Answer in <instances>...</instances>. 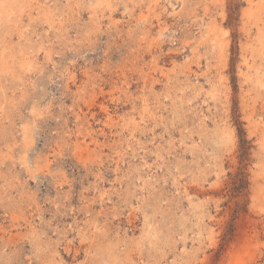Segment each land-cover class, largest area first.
I'll return each instance as SVG.
<instances>
[{
    "label": "rangeland",
    "instance_id": "rangeland-1",
    "mask_svg": "<svg viewBox=\"0 0 264 264\" xmlns=\"http://www.w3.org/2000/svg\"><path fill=\"white\" fill-rule=\"evenodd\" d=\"M0 264H264V0H0Z\"/></svg>",
    "mask_w": 264,
    "mask_h": 264
}]
</instances>
